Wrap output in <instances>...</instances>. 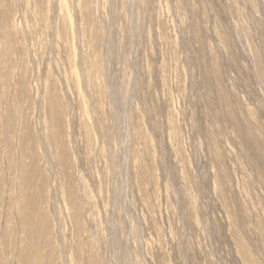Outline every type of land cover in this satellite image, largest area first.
Masks as SVG:
<instances>
[{
	"label": "rangeland",
	"instance_id": "1",
	"mask_svg": "<svg viewBox=\"0 0 264 264\" xmlns=\"http://www.w3.org/2000/svg\"><path fill=\"white\" fill-rule=\"evenodd\" d=\"M0 264H264V0H0Z\"/></svg>",
	"mask_w": 264,
	"mask_h": 264
}]
</instances>
